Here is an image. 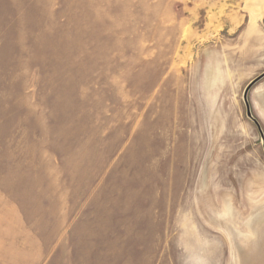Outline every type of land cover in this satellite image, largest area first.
I'll return each instance as SVG.
<instances>
[{"label": "rangeland", "instance_id": "rangeland-1", "mask_svg": "<svg viewBox=\"0 0 264 264\" xmlns=\"http://www.w3.org/2000/svg\"><path fill=\"white\" fill-rule=\"evenodd\" d=\"M263 16L0 0V264H264Z\"/></svg>", "mask_w": 264, "mask_h": 264}, {"label": "water", "instance_id": "water-1", "mask_svg": "<svg viewBox=\"0 0 264 264\" xmlns=\"http://www.w3.org/2000/svg\"><path fill=\"white\" fill-rule=\"evenodd\" d=\"M262 23H263V26H264V16L262 18ZM262 78H264V71L261 74H259L258 76H256L255 78H253L250 82H248V84L245 86V88L243 90L242 98H243V102H244V105H245L246 115L255 124V126H256V128H257V130L259 132V135H260V138H261V142H262V145H263V148H264V132L262 130L260 122L252 114L251 105H250V102H249V99H248V94H249L250 90Z\"/></svg>", "mask_w": 264, "mask_h": 264}]
</instances>
